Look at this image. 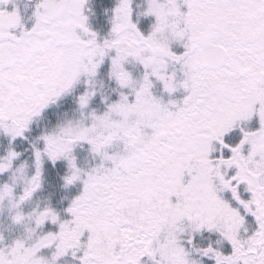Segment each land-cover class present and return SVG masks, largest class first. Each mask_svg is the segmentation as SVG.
Listing matches in <instances>:
<instances>
[{
    "label": "snow or ice",
    "instance_id": "6c2138e0",
    "mask_svg": "<svg viewBox=\"0 0 264 264\" xmlns=\"http://www.w3.org/2000/svg\"><path fill=\"white\" fill-rule=\"evenodd\" d=\"M0 264H264V0H0Z\"/></svg>",
    "mask_w": 264,
    "mask_h": 264
}]
</instances>
